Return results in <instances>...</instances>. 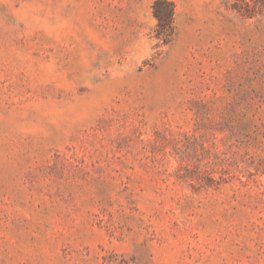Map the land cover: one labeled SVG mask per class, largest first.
Segmentation results:
<instances>
[{
    "label": "rangeland",
    "instance_id": "1",
    "mask_svg": "<svg viewBox=\"0 0 264 264\" xmlns=\"http://www.w3.org/2000/svg\"><path fill=\"white\" fill-rule=\"evenodd\" d=\"M157 1L0 0V264H264V0Z\"/></svg>",
    "mask_w": 264,
    "mask_h": 264
},
{
    "label": "trees",
    "instance_id": "2",
    "mask_svg": "<svg viewBox=\"0 0 264 264\" xmlns=\"http://www.w3.org/2000/svg\"><path fill=\"white\" fill-rule=\"evenodd\" d=\"M162 3L165 4V7H162ZM156 16L159 20V27H168L170 30L166 33V36H169L172 32V23L174 17V6L171 1L159 0L157 1L156 6Z\"/></svg>",
    "mask_w": 264,
    "mask_h": 264
}]
</instances>
